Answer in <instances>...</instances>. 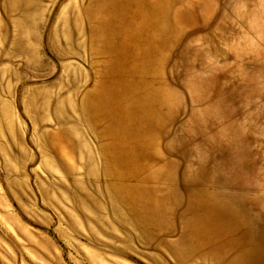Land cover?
I'll return each mask as SVG.
<instances>
[{
	"label": "rangeland",
	"instance_id": "rangeland-1",
	"mask_svg": "<svg viewBox=\"0 0 264 264\" xmlns=\"http://www.w3.org/2000/svg\"><path fill=\"white\" fill-rule=\"evenodd\" d=\"M92 5L0 0V264H264V0H171L151 141L125 169L92 107ZM199 202L253 241L186 235Z\"/></svg>",
	"mask_w": 264,
	"mask_h": 264
},
{
	"label": "bare ground",
	"instance_id": "bare-ground-1",
	"mask_svg": "<svg viewBox=\"0 0 264 264\" xmlns=\"http://www.w3.org/2000/svg\"><path fill=\"white\" fill-rule=\"evenodd\" d=\"M170 4L171 0H93L88 14L97 42L95 49L102 60L92 107L102 125L100 133L122 169L126 168V163L140 160L141 149L151 141L143 129L152 118L148 108L156 103L161 87L155 65L156 57L164 53L170 29ZM186 15L189 13L184 10L178 16ZM127 120L138 135L132 142L123 140L122 128L117 125ZM131 192L142 213L161 215L163 203L152 204L146 200L143 186L133 185ZM195 206L196 219L201 223L194 222L186 235L191 231L199 233L209 249L216 251L223 246L230 250L236 244L235 231L243 234L246 244L253 241L243 227L238 230L227 227L228 215L219 206L204 202ZM230 264H240V260L233 259Z\"/></svg>",
	"mask_w": 264,
	"mask_h": 264
}]
</instances>
